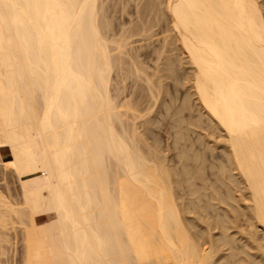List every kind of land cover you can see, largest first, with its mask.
<instances>
[{
  "label": "bare ground",
  "instance_id": "bare-ground-1",
  "mask_svg": "<svg viewBox=\"0 0 264 264\" xmlns=\"http://www.w3.org/2000/svg\"><path fill=\"white\" fill-rule=\"evenodd\" d=\"M160 1L146 7L168 12L197 100L227 136L249 192L245 212L236 211L247 228L230 232L237 216H213L208 209L219 208L204 204L194 209L206 227L189 231L197 223L177 203L171 167L140 146L132 118L141 107L110 92L113 68L131 67L120 57L125 42L112 53L102 33L99 0H0V172L20 184L15 202L0 189V255L13 248L0 264H17L19 240L18 264H264L263 10L257 0ZM48 211L39 223L35 215Z\"/></svg>",
  "mask_w": 264,
  "mask_h": 264
},
{
  "label": "rangeland",
  "instance_id": "rangeland-1",
  "mask_svg": "<svg viewBox=\"0 0 264 264\" xmlns=\"http://www.w3.org/2000/svg\"><path fill=\"white\" fill-rule=\"evenodd\" d=\"M151 1L155 4V0ZM151 1L99 0L98 4H101L99 7H103L101 10H104V19L108 24V26L103 25L105 27H102V33L104 32L109 39L111 48L116 47V50L111 49V51L113 50L112 53L118 50V45L116 46V44H118L117 42H119V45L125 42L123 47L125 46L126 48H124V50L121 48L123 53L121 52L120 54L118 51L117 54H120L121 56H119L126 61L125 64L123 63L124 65H130L129 67L134 69L130 68L129 70V68L125 66V69L127 68L129 73L132 72V70L134 71L128 74L126 73L127 70L123 71L124 69H121L120 71V69L116 70L117 67L115 69L113 68L111 72L113 77L111 76L110 92L115 97V100L117 99V102L128 100L130 103L135 102L139 104L137 109L133 107V105L136 106L135 103L132 107L135 109V112L141 109L138 113L141 115L142 112V115L138 116L139 118L136 117V119L130 116V121L133 119L134 121H132L135 122L137 126H135V123L131 122L132 125L129 126L131 130L129 131H134L132 126L137 128L135 129L136 131L138 130L137 134L139 132L137 138L138 140L142 139L140 140L142 142H139L140 146L143 147L141 148L144 149L146 157L150 159H153V157L154 159L159 158L160 160L158 159L157 161L160 162L163 157L164 160L162 164L164 163L165 166L171 167V177L174 180L173 190L178 196L177 203L183 210L185 218L188 217V221L193 220L197 223V227L190 224L189 231L195 237H198L199 230L206 227L205 223L202 221L201 215L194 209L204 204H214L215 207L219 208V213L211 208L208 209L213 216L219 214L224 217L226 211H230L232 216H237L234 218L236 219L235 221L230 220V232L236 231V225H239L237 229L245 230L247 228V222H245L246 217L242 214L245 212V206L248 204L247 198L249 192L247 188H245L244 183L240 182L242 178L230 161L227 136L218 128L215 122L210 119L199 100H197L193 87V66L189 63L186 53L183 52L179 46V37H177L176 32L171 29L172 21L168 12L165 11L166 9H163L166 14L163 15V18H159L162 13V10L159 11V7H157L159 5L156 4L155 10V5H152L153 7H151V9H148L150 8L149 4V7H146V3H150ZM162 1L164 0L160 2L162 3ZM257 2L264 14V0H257ZM161 3L160 7L162 8L165 2L163 4ZM144 7L147 8L146 11H144ZM141 13L142 18L140 17ZM156 13L159 19H157ZM143 16H145L144 19ZM100 18L101 16L99 19ZM145 23L148 24L146 25ZM135 28L143 29L138 32V30L134 31ZM146 28L149 29L144 31ZM111 39H113V42L110 41ZM121 39H123V43L120 41ZM114 40L117 42L114 43ZM168 59L173 61L171 62L173 65L170 63L172 70L169 69ZM132 60L136 62L134 65H136L138 61L139 64L141 63L140 67H142L140 70L137 69L138 72L141 71L140 74H137L138 72L135 73L136 69L134 68L135 66ZM139 64L137 65L138 67ZM132 65L134 67H132ZM143 68L145 71H142ZM145 72L147 74H145ZM149 86L152 87L153 90H151ZM159 90L160 92H158V94L157 91ZM154 95L158 97V99L155 98ZM128 101L127 104H129ZM152 150L158 153V156H155L156 153L154 151V153H152ZM0 165H2V162H0ZM0 171L3 174L2 169ZM1 172L0 189L6 194L4 188L8 186L12 193L10 199H14V202L15 200L17 201L20 197V184L18 178L15 173H13L14 175H12V177L7 176L8 180H2L3 175ZM232 178L238 179L240 183L234 185L231 180ZM192 188L197 190V193L194 195H190ZM214 191L220 193L222 197H228L231 193L235 199H227V202L212 200L211 194ZM190 200L192 201L190 202ZM228 201L234 204L235 209L228 204ZM236 211L242 214H238ZM50 213L49 211L41 212L36 214L35 217L38 219L39 223H46L53 217ZM203 214L206 213L203 212ZM15 226L17 225L15 224ZM17 229L16 233L18 238H20L21 230L19 227H17ZM212 231L213 234H216L215 236H218L221 229L216 227ZM200 240H202V238H200ZM20 242L19 240L16 244L17 264L19 263L18 261L22 249V244ZM9 243L6 242L7 246ZM4 246H6L5 243ZM11 246L12 245L8 247V251H6L8 248L4 247V251L7 253L13 251ZM7 253L0 256L4 257L7 255L8 257L12 254V252L9 255ZM7 257H5V259Z\"/></svg>",
  "mask_w": 264,
  "mask_h": 264
}]
</instances>
